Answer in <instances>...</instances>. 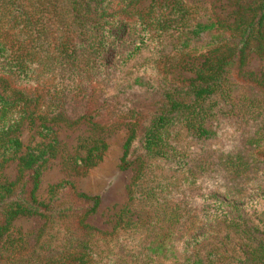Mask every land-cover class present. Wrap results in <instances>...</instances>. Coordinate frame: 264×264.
Returning a JSON list of instances; mask_svg holds the SVG:
<instances>
[{"label": "trees", "instance_id": "1", "mask_svg": "<svg viewBox=\"0 0 264 264\" xmlns=\"http://www.w3.org/2000/svg\"><path fill=\"white\" fill-rule=\"evenodd\" d=\"M138 1L0 0V67L18 76L26 98L20 105L0 93V166L21 147L12 134L28 102L42 129L57 118L94 121L107 111L93 105L94 91L118 62L194 73L160 89L148 128L128 119L120 165L139 167L111 231L86 222L99 197L77 192L82 207L56 214L67 223L62 233L48 227L50 218L36 233L12 232L19 215L48 217L36 190L52 146L23 154L22 192L16 181L0 183V264H264V229L245 218L256 203L264 207V199L248 196L264 189V75L243 69L250 52L264 58V0H237L228 24L206 7L196 17L173 9L186 19L162 41L167 47L171 37L180 48H149L142 59L140 48H124L127 8ZM172 22L156 21L160 32Z\"/></svg>", "mask_w": 264, "mask_h": 264}, {"label": "rangeland", "instance_id": "2", "mask_svg": "<svg viewBox=\"0 0 264 264\" xmlns=\"http://www.w3.org/2000/svg\"><path fill=\"white\" fill-rule=\"evenodd\" d=\"M151 1L139 0L127 8L126 18L129 23L125 29L127 36L124 48H140V59L148 54L149 48H180L181 44L171 37L168 40L172 44L167 47H164L162 41L165 34L177 36L180 24L186 19L180 21L182 13L172 12L173 9L180 8L191 17H196L203 13L200 8L206 7L212 9L221 22L228 24L233 21L238 4L237 0H156V7L151 8ZM169 17L178 22H172L170 27L160 28L164 30L160 32L157 19L163 18L164 22ZM191 17L187 18L194 21ZM138 22L140 25L137 27ZM137 55L138 53L133 54L134 57ZM133 61L134 59L129 63L118 62L108 71L100 88L94 91L93 105H102L107 109L94 121L57 118L45 121L48 129H42L44 119L34 103L28 102L26 115L12 134L19 138L21 147L0 166V183L16 181V187L22 192L24 183L20 178V157L30 149L37 151L52 146L53 153L48 155L40 168V183L36 190L37 199L47 205L41 210L48 217L19 215L11 222L12 232L36 233L44 220L50 218L47 220L48 227L62 233L64 228L67 229V223L62 224V218H57L56 214L82 207L76 197L77 192L96 195L100 200L95 212L86 218L87 223L105 231H111L117 224L128 203L129 185L139 167L137 161H133L128 167L120 165L122 146L130 132L128 119L136 117L141 128H148L157 114L155 109L160 89L174 79L181 80L194 75L189 69L179 67H173L169 72L157 73L152 63L145 65ZM243 69L264 75V58L255 51L250 52ZM19 83L22 82L18 76L0 67V93L11 100L18 99L21 105V102H26V98L21 93ZM239 135L235 133L231 138L244 145L240 141L243 136ZM217 137L219 136L216 135ZM141 150L138 143L134 144L131 151L134 159ZM262 189L260 193L248 196L263 201ZM248 209L245 216L247 224L253 230L263 232L264 207L256 203ZM5 238L6 236L0 245ZM46 248L54 249V246L49 243Z\"/></svg>", "mask_w": 264, "mask_h": 264}]
</instances>
